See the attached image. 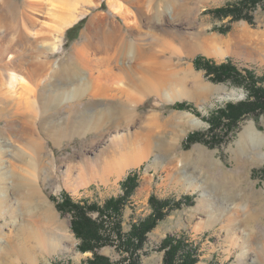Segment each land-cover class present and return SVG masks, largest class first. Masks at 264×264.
I'll use <instances>...</instances> for the list:
<instances>
[{"label": "rangeland", "instance_id": "374dc122", "mask_svg": "<svg viewBox=\"0 0 264 264\" xmlns=\"http://www.w3.org/2000/svg\"><path fill=\"white\" fill-rule=\"evenodd\" d=\"M12 1L22 6L21 21L18 16L7 14L6 7L0 4V14L6 16L3 21L0 19V167L5 175L0 186V253L14 259V264H86L92 254L77 250L79 240L71 227L75 221L73 212L61 211L57 202L68 195L74 202L103 205L106 200L122 195L121 182L128 175H136V185L120 212L123 232L127 233L152 213L149 201L152 196L171 202L162 206L160 218L146 234L145 243L137 254L140 264H163L162 244L170 236L184 238L185 244L195 250L198 258L195 264H264V162L256 157L255 161H250L247 154L238 151V142L247 129H253L256 135L264 138V109L235 116L231 121L215 116L228 104L249 100L247 89L250 85H264V66L244 57H264V0H253L240 7V0H218L216 4L210 0H184L181 5H170L171 0H118L124 9L135 13L134 19L128 21L114 13L103 0L61 33V50L55 53L50 45L58 22L46 12L59 0ZM64 1H68L67 6L70 4L71 8L81 6L78 0ZM57 7L61 11L62 6ZM218 8L224 11L217 13ZM101 20L103 25L98 24ZM76 24L80 28L67 36V31ZM174 27L202 37L226 39L243 30L250 35L238 37L236 52L243 57L186 56L179 45L171 42ZM114 29L128 45L136 43L138 35L142 37V44L152 49L158 64L169 61L171 81L159 95L147 92L141 99L136 98L137 102L126 101L120 105L110 101L101 105L99 100L85 96L92 82L98 80L99 72L91 71L90 79L86 73L83 81L75 76L67 80L56 74L54 62L59 69L64 68V73H72L76 50L87 41L104 42ZM29 31L37 32L38 40L24 35L23 32L29 35ZM166 41L173 51H168ZM128 50L124 52L125 57L120 58L129 68L123 80L125 82L127 75L129 83L135 81L134 85L140 88L144 63ZM8 54L12 56L7 58ZM44 54H48L49 71L43 72ZM198 56L216 64L229 61L238 74L223 75L222 81L212 82L209 79L212 75L195 69L193 60ZM246 71H250L259 83L246 78L249 76ZM12 72L26 79L32 94L26 97L25 90L20 87L11 90ZM116 73L119 77V72ZM128 81L126 86L130 89ZM198 83L210 91L197 96L193 88ZM218 85L233 90L234 96L215 98L213 88ZM130 91L137 93L133 88ZM165 91L173 95V101H169L170 95ZM182 102L192 109L171 108ZM73 106L79 111H93L96 116L88 129L75 132L54 145L44 130L49 126H66L67 120L72 119ZM115 107L136 109L133 123L129 124L134 125L135 134L144 132L147 117L156 116L151 147H141L134 156H127L136 163L120 178L115 174L116 165L127 159L113 155L111 150V154H102V149L98 148L118 129L128 126L123 122L114 124L109 119L114 116L111 113ZM43 118L47 125L41 123ZM192 118L203 126L193 128ZM24 120L28 125L37 121L34 125L37 124L35 128L38 126L42 139L20 132ZM192 134L195 135L187 143V137ZM145 139V136L139 137L137 144L141 141L142 145ZM91 148L96 150L88 154ZM51 160L58 166L53 171L50 170ZM38 169L42 172L36 182L32 176ZM101 170L103 176L93 177L95 180L90 183H80L81 177ZM49 172L50 178H47ZM8 173L14 175L18 184L15 188L6 184ZM143 185L145 191L141 193ZM86 216L92 221L97 219L96 213ZM67 233L73 236V241L67 239ZM96 252L114 264L129 259L126 252L114 245L100 247ZM137 255H131V259ZM17 256L23 261H16ZM0 264H6L3 258Z\"/></svg>", "mask_w": 264, "mask_h": 264}, {"label": "bare ground", "instance_id": "6f19581e", "mask_svg": "<svg viewBox=\"0 0 264 264\" xmlns=\"http://www.w3.org/2000/svg\"><path fill=\"white\" fill-rule=\"evenodd\" d=\"M101 1H103V0H78L77 2L81 5L79 9L76 8L75 6H74V8H71L70 4H69V6H67L68 1L65 2L64 0L63 1L59 0L58 4L55 3L56 5H51V7H49V9H47L48 12H46V14L51 16L53 19H55L56 20L55 23L58 22L57 26L55 27V30L53 31V33L51 35L52 36V38H51L52 42L50 45L52 47L51 51H53L54 53L60 52L61 44H62L61 43V33L64 30H66L67 28L74 25L81 17H83L85 14H87L88 9L96 7ZM106 1L109 5L110 9L112 11H114V13L121 14V16H123V18L126 19L127 21H128V19H134L135 13L129 11V9L128 10L124 9V6H122L118 0H106ZM138 1H142V0H138ZM167 1L170 2V0H167ZM183 1L184 0H174V1L171 0L170 5H171V3L174 5H176V3L180 4L181 2L183 3ZM186 1H188V0H186ZM210 1H212V4L213 3L216 4L218 0H210ZM27 3H29V0L27 1ZM141 3H143V2H141ZM0 4L6 7V9L8 10L7 14L14 15V16L16 15V17L17 16L19 17V21H21V18H23L22 17L23 12L21 10L22 6H20V4L14 2L12 0H1ZM53 4H54V2H53ZM35 6H37V5H35ZM57 6H62V8H60L61 11L59 10V8ZM138 7H139V5H138ZM31 9H34V8H31ZM41 9L42 8L40 7V10ZM34 10L38 11V9H34ZM139 10H140V8H139ZM140 12H142V10ZM33 13L37 14V12H35V11ZM31 15L29 17H32ZM3 17H6V16H3ZM3 17L0 14V19H2V21H3ZM24 18H25V16H24ZM26 20H28V19H26ZM30 20H31V18H30ZM32 20H33V18H32ZM2 21H0V22H2ZM129 21L132 22L131 20H129ZM103 23H104V21H103ZM103 23H102V20L98 21L99 25H103ZM183 30L184 29H182V28L174 27V31L172 32V35L171 34L170 35L172 37L171 42L179 45L183 49V51L186 53V56L187 55L193 56L196 54H202V55H205L207 57H224L227 55L242 56V54H239L238 52H236L237 43L240 42L238 37L240 36V34L241 35L244 34L246 36L250 35V34H248L247 30H243V31L241 30L242 33H240V34L236 33L234 35H229L226 39H223V38H219V37H215V36H213V37H202L197 33H189V32L183 31ZM23 31L26 32V30H23ZM25 32H23V33L26 37L31 36L35 39V41L39 35L37 32L29 31L28 33L31 32L29 35ZM140 36H141V34H140ZM139 38L140 37L138 35V40L136 39L137 40L136 43L128 45L127 42L125 40H123L121 38V36L114 29V31L111 33V35H109V37L106 40L104 37V40H105L104 42L101 41L102 43H99V41H98L96 44H94L91 42L92 41L91 40V41H87V43L85 45H82L78 49L76 48L77 49L75 52V58L76 59L71 64V66H73V68L75 70L73 69L71 71L72 73H64V71H63L64 68L59 69V66H57V62H54V68L56 66L57 70H58V71H56L57 72L56 74L58 76H60L61 78L67 77V78H65L67 80L74 79L73 76H75L76 78L78 77V79L80 78L83 81L86 79V77H85L86 73L89 75L91 73V71L99 72L98 80L92 82V85L88 89V92L85 93V96L91 97V99H94L97 101L99 100L101 105L102 104L103 105L108 104L110 101L119 103L120 105H121V103H125L126 101L131 102V103L137 102L136 98L141 99V96H143L147 92H150L151 94L157 96L162 91V88H164L170 84V81H171L170 63H169V61L164 60L163 62H160V64H158V62L155 61L157 58H156L155 54L153 53L152 49L146 47L147 45L145 46L144 44H142V42L144 43V40L142 39V37L140 39ZM37 40H38V38H37ZM166 44H168V51H173V50H171L172 46L168 41H166ZM127 49H129L128 52L132 53L134 55V57H136V58L138 57V60H140L141 63L142 62L144 63V66L142 68L143 70L141 72L140 88L137 87V85H134L135 81H133V82L131 81L129 83L127 75H126L125 82L123 80V79H125V71L126 70L128 71L129 68H127L128 66L126 67L124 65V63L120 62V58L122 59V57H125L124 52ZM174 50H176V47H174ZM11 56H12V54H8L7 58H10ZM244 57H245V59H248L252 62H255L256 64L264 66V57L258 58L257 56L253 57L251 55L244 56ZM42 58H43L44 63L46 64L42 67L43 72L45 70L49 71V68H47L48 64H49L48 63V54H44V56H42ZM122 62H123V60H122ZM76 64H78L80 66V68H82V69H80L79 67H78L79 68L78 69ZM116 67L118 69H116ZM116 71L119 72V77H117ZM14 72H12V75L9 78L10 79L9 84L11 86V90H12V88L15 89L17 87H20L23 90H25L26 97L29 96L30 94H32L31 88L27 87L28 82L25 81L26 79L19 77V75L15 74ZM89 79H90V75H89ZM127 81H128L127 85L130 86L131 88L137 90L136 91L137 93H135V94L131 93V91H130L131 88L129 89V87L126 86ZM10 86H9V88H10ZM46 86H50V84L49 85L46 84ZM51 86H53V83ZM193 89L195 91L194 94H196L197 96H201L204 93H207V91H208L206 88L201 87V85L199 83L196 86H194ZM213 90H214V93L216 95L215 98L217 97V99H222L225 97L228 98V97L234 96V91L228 90V87H226L224 85L214 86ZM169 92L165 91V93L167 95H170L169 101H173L174 100V98L172 97L173 95L168 94ZM137 94H139V95L136 97ZM31 97H32V95H31ZM82 97H84V95H82ZM82 97H79L78 99H81ZM99 111L101 112V110H99ZM102 111L104 112V109H102ZM135 111H136V109H134V108L132 110L125 109V108H121V109L118 108L117 109V107L112 108L111 114H113L114 116L111 117L109 115L111 117L109 119H111L114 124L115 123L119 124L120 122L121 123L123 122L125 124L127 123L128 126L126 125L124 128H122L120 130L118 129L114 136L108 137L106 140H104L102 142L103 143L102 145L99 144L98 148H100V150L102 149L101 150L103 152L102 154L110 153V150H111V152H113V155H119V156H121L120 158L125 157L127 159L128 158L127 156L130 157L131 155L134 156L135 154H137L139 152L138 150H140L141 147H145V148L151 147V145H152L151 139H153L152 135H154L153 134V131H154L153 126L156 125V123H155V121H156L155 117L156 116L153 115V116L147 117L145 119L146 123H144L145 124L144 132L141 134H135L132 131V127L134 125L133 124L129 125L130 123H133ZM106 112H107V110H106ZM72 115H73L72 119L67 120L68 124L64 127L59 128L56 125L57 128L56 127L51 128L50 126L48 128H45L44 134L49 139L51 137V140L53 141L54 145H57L60 140L75 134V132L78 133L79 131H85L86 129H88V127L91 126V124H92V121H93L95 114H93V111H89V110L88 111H86V110L79 111V110H77V107L73 106ZM41 121H42L41 123L45 122L44 124H46V125L48 124V123H46V121H44V118ZM36 122L37 121L34 120L33 122H31L30 125H28V121L24 120L22 122L23 125L20 128V132L22 134H27L28 136L31 134L33 136H36V137H39L42 139V136H41L42 134L39 131L38 126L35 128V125H37V124L34 125V123H36ZM41 123H40V121L38 122V124L40 126H42ZM149 123L151 125H148ZM152 124H154V125H152ZM191 124H192L193 128H199V127L203 126L202 122H200L194 118L191 119ZM154 127H156V126H154ZM141 136L147 137V139L143 140L142 145L140 143L141 141L138 142V144H137V141H139V137H141ZM95 150L96 149H93V148L89 149L88 154H92ZM238 151L240 153L247 154L250 161H255L256 158H258V160L261 163L264 162V138H263V136L256 135L253 132V129H250V128H249V130L247 129L246 132L244 133V135L241 136V138L238 142ZM135 163L136 162H135V160H133V158L127 159L125 161H119V163L116 165L117 170L115 171L117 178H120L128 169L132 168ZM49 164H50V170H52V171L58 168V166L52 160L50 161ZM2 171H4V170H2V167H0V186L3 184L2 177L5 176L4 173L2 174ZM41 172H42V170L38 169L36 171V173L32 176L33 177L32 179H34V181H36V182H39V180H40L39 175H41ZM50 172L46 173L47 178H50ZM103 173L104 172H102V170L99 171L98 173L93 172V174L88 175V177H81L79 179V181L81 184H85L88 182L90 183V182L95 180V179L93 180V177L95 178V177H97V175L98 176L100 175V177H101V176H103ZM5 178H7V183L6 182L5 183L11 189L13 187L15 188L17 183L15 182L14 175H12V173L11 174L8 173ZM144 191H145V187L143 185L142 188L140 189V192L142 193ZM1 196H2V194H0V199H1ZM15 203H16V201H15ZM11 209L13 211V207ZM67 239L71 242V241H73V236L70 233H67ZM0 244H1V241H0ZM0 249H1V247H0ZM4 256L0 253V258H3V260L5 261L6 264H14V262H15L14 259H12V258L10 259V257H7V256L4 257ZM17 257H19V256H17ZM17 260L23 261L22 259H20V257L17 258L16 261Z\"/></svg>", "mask_w": 264, "mask_h": 264}, {"label": "trees", "instance_id": "16d2710c", "mask_svg": "<svg viewBox=\"0 0 264 264\" xmlns=\"http://www.w3.org/2000/svg\"><path fill=\"white\" fill-rule=\"evenodd\" d=\"M253 0H240L238 7L246 5ZM236 8V7H235ZM227 9V8H226ZM233 9V7H232ZM217 13L224 11L216 9ZM80 28L79 24L67 31V36ZM193 65L197 70L205 71L209 76L210 81L220 82L223 80V75L238 74L237 69L229 61L221 64L209 60L205 57L198 56L193 60ZM237 71V72H234ZM247 72L246 78L252 83H259L258 79L252 76V73ZM213 78V79H212ZM262 84V83H261ZM249 86L247 93L250 99L237 104H228L224 109L216 112L215 116L222 120H233L235 116H241L247 112L264 109V85ZM175 110H191L192 107L184 102L177 103L171 106ZM199 115V114H198ZM214 120V119H213ZM212 122V121H211ZM195 134L187 137V143ZM137 176L128 175L121 182L122 195L117 198H110L103 205L97 203H81L74 202L68 195H63L62 200L57 202V207L61 211L69 210L73 212L75 221L72 223V231L79 240L77 250L81 253H91V257L87 259L86 264H114L107 258L99 256L96 252L100 247L114 245L117 249L126 252L129 259L122 261L119 264H140L138 253L145 243V236L152 227L157 223L161 216L162 206L170 205L169 200H158L155 197L149 199L153 208L152 213L144 220L134 224L126 233L123 232L120 221V212L128 200L130 192L136 185ZM186 198L182 199L185 200ZM176 204H179L178 202ZM96 213L97 219L91 220L86 214ZM188 248V249H187ZM162 249L165 250L163 264H195L198 261L197 254L194 249L189 248L185 244L184 238L175 239V237H167L162 244ZM136 254L133 259L131 255Z\"/></svg>", "mask_w": 264, "mask_h": 264}]
</instances>
